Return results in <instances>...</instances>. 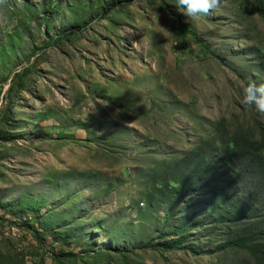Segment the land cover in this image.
I'll use <instances>...</instances> for the list:
<instances>
[{"label":"rangeland","instance_id":"1","mask_svg":"<svg viewBox=\"0 0 264 264\" xmlns=\"http://www.w3.org/2000/svg\"><path fill=\"white\" fill-rule=\"evenodd\" d=\"M176 3L0 0V264H264L218 249L206 188L152 185L221 118L264 122L240 102L264 83L256 0Z\"/></svg>","mask_w":264,"mask_h":264},{"label":"trees","instance_id":"2","mask_svg":"<svg viewBox=\"0 0 264 264\" xmlns=\"http://www.w3.org/2000/svg\"><path fill=\"white\" fill-rule=\"evenodd\" d=\"M256 2L264 19V0ZM215 131V139H202L169 165L163 162V173L167 171V177L160 183L156 179L152 185L160 191L164 184L172 189L169 193L173 197L187 194V190L206 188L200 202L206 213L213 217L211 223L227 228L224 231L226 243L218 249L232 246L255 257H263L264 122L255 120L247 128L242 125L229 128L225 118H221ZM203 173L207 174L206 179L196 185V177ZM182 187H185L184 191ZM186 229L182 225L173 235L185 233ZM177 242L178 239L172 240L163 247H177Z\"/></svg>","mask_w":264,"mask_h":264},{"label":"clouds","instance_id":"3","mask_svg":"<svg viewBox=\"0 0 264 264\" xmlns=\"http://www.w3.org/2000/svg\"><path fill=\"white\" fill-rule=\"evenodd\" d=\"M222 0H177L175 6L188 18L190 22H195L203 16L212 14L221 7ZM241 104L255 109L264 116V83H248L243 88Z\"/></svg>","mask_w":264,"mask_h":264}]
</instances>
